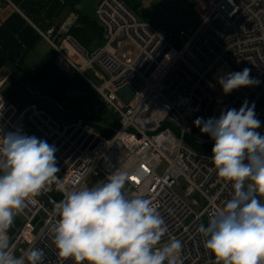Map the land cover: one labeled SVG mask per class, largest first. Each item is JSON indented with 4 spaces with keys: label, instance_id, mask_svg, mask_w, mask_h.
<instances>
[{
    "label": "built area",
    "instance_id": "1",
    "mask_svg": "<svg viewBox=\"0 0 264 264\" xmlns=\"http://www.w3.org/2000/svg\"><path fill=\"white\" fill-rule=\"evenodd\" d=\"M94 19L104 42L91 51L63 24L36 30L56 61L84 77L118 118L117 125L98 124L112 130L109 137L95 127L97 123L83 118L59 121L25 94L18 106L2 91L6 82L16 87L10 73L0 75V134L34 130L56 147L60 169L59 181L26 201L18 213L24 221L9 238L10 250L19 257L40 248L45 252L43 264H74L61 259L52 242L59 219L55 205L70 191L92 187L89 177L103 181L121 170L129 175L126 194L150 199L165 220L168 232L158 247L176 238L183 244L184 264H215L204 247L207 238L198 229L225 207L234 189L212 170V150L204 148L212 149L214 141L198 127L187 126L186 120L219 118L222 111H238L245 102L251 107L264 93V0H216L179 48L169 29L142 19L122 0H97ZM126 42L136 50L135 56ZM246 67L259 84L225 95L218 79ZM124 87L132 91L126 103L117 95ZM254 111L259 119L262 114ZM256 131L264 135V122ZM56 189L59 200L53 196ZM193 195L204 202L197 212Z\"/></svg>",
    "mask_w": 264,
    "mask_h": 264
},
{
    "label": "clouds",
    "instance_id": "2",
    "mask_svg": "<svg viewBox=\"0 0 264 264\" xmlns=\"http://www.w3.org/2000/svg\"><path fill=\"white\" fill-rule=\"evenodd\" d=\"M250 69L221 76L225 95L259 81ZM0 109L3 108L0 97ZM194 125L213 141V169L234 193L225 207L201 223L205 249L215 264H264V135L254 105L222 111L219 118H197ZM55 146L21 132L0 134V264H43L45 252L32 248L15 256L9 229L26 201L59 181ZM129 175L117 170L92 187L67 193L55 205L59 217L52 231L57 255L74 264H184L183 244L172 238L150 199L129 196ZM63 189L62 184H58Z\"/></svg>",
    "mask_w": 264,
    "mask_h": 264
},
{
    "label": "rangeland",
    "instance_id": "3",
    "mask_svg": "<svg viewBox=\"0 0 264 264\" xmlns=\"http://www.w3.org/2000/svg\"><path fill=\"white\" fill-rule=\"evenodd\" d=\"M138 2L136 12L142 19H148L155 25L164 26L174 33L176 40L175 46L179 48L190 35L189 28L200 21L210 5H198V0H134ZM216 1V0H215ZM214 1V2H215ZM203 2H208L203 0ZM84 14L88 16L93 15V3L89 2L83 7ZM76 15V14H75ZM192 26V27H193ZM126 48L130 49L132 56L136 55V50L132 45L126 42ZM46 51L51 49L50 46L45 45ZM55 59V60H54ZM53 59L51 69L45 74L39 76L40 87L37 88L34 84L28 81H21V75L17 73L16 68L2 67L0 75L10 73V77L16 84V87L25 94L29 101L37 102L39 105L45 107L49 112L59 121H69L75 118H83L97 124L113 121L115 114L109 111L104 105L102 97L94 89V87L81 75L77 73H70L65 67ZM15 63H19L16 62ZM47 74V75H46ZM86 75L95 83L98 79L93 75L91 70L86 71ZM29 89L30 91H28ZM254 109L259 111L262 115L258 119L261 125L264 122V93L260 99L254 104ZM196 117L188 118L186 125L193 129L197 127L194 125ZM28 136H35L39 139L48 141L34 130L26 132ZM165 165L162 164L159 171L161 172ZM100 178L89 177L87 183L91 186L95 185ZM180 191L181 188H178ZM198 201L199 206H194L193 209L197 212L204 204L203 199L197 195H193ZM191 217L186 220L190 221ZM24 218L21 214L14 217V223L9 229L8 235L12 239L16 232L23 224ZM203 224L207 221L203 220Z\"/></svg>",
    "mask_w": 264,
    "mask_h": 264
},
{
    "label": "crops",
    "instance_id": "4",
    "mask_svg": "<svg viewBox=\"0 0 264 264\" xmlns=\"http://www.w3.org/2000/svg\"><path fill=\"white\" fill-rule=\"evenodd\" d=\"M207 1L205 3L198 0L197 4L208 6L215 0ZM96 2L97 0L93 2V15L89 16L92 19ZM39 4L44 5V8L35 14L31 13ZM75 20V13L63 7V0H0V49L16 62H24L29 67L40 66L45 71L52 70L51 63L55 53L53 49L46 51L45 45L48 44L36 29L42 30L49 25L63 24L64 28L69 30ZM144 20L150 22L148 19ZM198 23L199 21L194 26L191 25L189 33L194 31ZM110 122L108 120L103 124Z\"/></svg>",
    "mask_w": 264,
    "mask_h": 264
},
{
    "label": "trees",
    "instance_id": "5",
    "mask_svg": "<svg viewBox=\"0 0 264 264\" xmlns=\"http://www.w3.org/2000/svg\"><path fill=\"white\" fill-rule=\"evenodd\" d=\"M96 0H63V7H67L68 10L76 14V20L74 24L69 28L68 34H70L81 46L86 48L88 51H91L104 42L103 33L101 27L96 23L95 19H92L88 15L84 14L83 7L91 2L93 3ZM128 8H130L135 14L138 2L134 0H122ZM44 8V5H36L31 11L35 14L37 11H40ZM139 16V15H138ZM2 67L6 68H16L17 73L21 75V81H28L33 83L35 87L39 88V76L43 73V70L40 66L29 67L24 62L15 63L14 60L10 59L5 51L0 49V69ZM41 72V74H40ZM46 72V71H45ZM47 75V74H46ZM118 118L115 116V119L112 121V125H117ZM207 150H212L210 148H204Z\"/></svg>",
    "mask_w": 264,
    "mask_h": 264
},
{
    "label": "water",
    "instance_id": "6",
    "mask_svg": "<svg viewBox=\"0 0 264 264\" xmlns=\"http://www.w3.org/2000/svg\"><path fill=\"white\" fill-rule=\"evenodd\" d=\"M2 91L9 100L13 101L18 106L22 104L23 95L11 82H6L2 86ZM117 95L120 96L122 100L126 103L130 99L132 91L128 87H124L117 91ZM95 127L106 137H109L112 134L111 129L102 127L98 124H96ZM53 196L56 200H59L60 193L57 189L55 190Z\"/></svg>",
    "mask_w": 264,
    "mask_h": 264
},
{
    "label": "bare ground",
    "instance_id": "7",
    "mask_svg": "<svg viewBox=\"0 0 264 264\" xmlns=\"http://www.w3.org/2000/svg\"><path fill=\"white\" fill-rule=\"evenodd\" d=\"M19 90V89H18ZM20 91V90H19ZM21 92V91H20ZM22 93V92H21ZM22 95H23V93H22Z\"/></svg>",
    "mask_w": 264,
    "mask_h": 264
}]
</instances>
